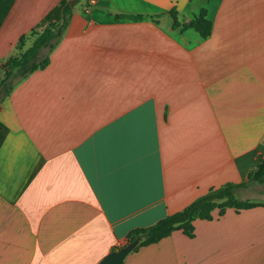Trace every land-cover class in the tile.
I'll return each mask as SVG.
<instances>
[{
  "label": "crops",
  "instance_id": "crops-1",
  "mask_svg": "<svg viewBox=\"0 0 264 264\" xmlns=\"http://www.w3.org/2000/svg\"><path fill=\"white\" fill-rule=\"evenodd\" d=\"M61 1L0 0V65ZM66 1L49 64L0 103V264H99L263 154L264 0ZM212 216L122 264H264V207Z\"/></svg>",
  "mask_w": 264,
  "mask_h": 264
},
{
  "label": "trees",
  "instance_id": "trees-1",
  "mask_svg": "<svg viewBox=\"0 0 264 264\" xmlns=\"http://www.w3.org/2000/svg\"><path fill=\"white\" fill-rule=\"evenodd\" d=\"M79 1L81 0H75L76 3ZM71 9L69 2L62 0L60 5L53 10V12L59 11V20H53L51 12L28 35L19 39L18 48H21L27 40L31 39L33 42L26 51L18 56L8 58L0 65V103L11 93L15 85L29 74L47 67L50 54L60 42L69 24ZM170 16L173 20V28L191 29L201 39H206L211 34L212 23L207 19L205 10H201L189 23H180L177 20L175 10L170 11ZM118 19L140 21L141 17L122 15ZM253 184L264 185V148L258 164L249 173L246 182L240 184L227 183L219 188L210 189L183 210L164 218L155 225L131 231L127 236V243L139 240L137 247L133 250L135 251L138 248L156 244L178 230L182 231L187 237H192L193 222L195 220L211 221L213 219L212 213L215 210L218 211L219 216H222L227 209L239 212L264 207L263 204L242 200L237 196L240 190Z\"/></svg>",
  "mask_w": 264,
  "mask_h": 264
},
{
  "label": "water",
  "instance_id": "water-1",
  "mask_svg": "<svg viewBox=\"0 0 264 264\" xmlns=\"http://www.w3.org/2000/svg\"><path fill=\"white\" fill-rule=\"evenodd\" d=\"M69 5L72 7L74 2H70ZM138 243L139 240L127 243L118 251H114L107 255L99 264H122L127 255H129L137 247Z\"/></svg>",
  "mask_w": 264,
  "mask_h": 264
},
{
  "label": "rangeland",
  "instance_id": "rangeland-1",
  "mask_svg": "<svg viewBox=\"0 0 264 264\" xmlns=\"http://www.w3.org/2000/svg\"><path fill=\"white\" fill-rule=\"evenodd\" d=\"M237 196L242 200H249L251 202L264 205V185L253 184L246 189L240 190Z\"/></svg>",
  "mask_w": 264,
  "mask_h": 264
}]
</instances>
